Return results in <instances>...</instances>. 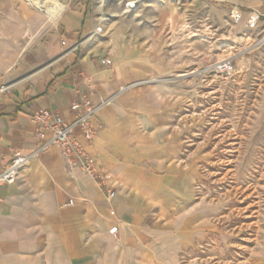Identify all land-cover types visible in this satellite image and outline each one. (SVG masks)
I'll list each match as a JSON object with an SVG mask.
<instances>
[{
    "label": "crops",
    "instance_id": "crops-1",
    "mask_svg": "<svg viewBox=\"0 0 264 264\" xmlns=\"http://www.w3.org/2000/svg\"><path fill=\"white\" fill-rule=\"evenodd\" d=\"M49 22L0 92V170L13 149L35 146L33 111L49 108L67 118L74 101L95 104L120 86L145 81L95 113L98 131L90 142L79 136L111 174L110 201L56 146L24 166L13 183L0 184V264H178L179 253L213 238L224 214L223 202L209 191L195 194L198 145L182 156L175 118L195 92L193 66L167 55L166 39L148 19L101 23L77 2ZM98 24L101 33L84 38Z\"/></svg>",
    "mask_w": 264,
    "mask_h": 264
},
{
    "label": "rangeland",
    "instance_id": "rangeland-1",
    "mask_svg": "<svg viewBox=\"0 0 264 264\" xmlns=\"http://www.w3.org/2000/svg\"><path fill=\"white\" fill-rule=\"evenodd\" d=\"M59 1L86 3L101 23L148 19L166 39L167 55L194 68L195 92L175 118L182 156L198 145L195 194L209 191L224 214L213 238L179 253L178 264H264V44L256 43L264 21L249 29L245 15L229 17L234 5L247 12L264 0H136L130 9L132 0H106L107 19L98 10L103 0ZM50 23L28 0H0V92L14 80L20 54ZM227 56L232 73L215 72L211 65Z\"/></svg>",
    "mask_w": 264,
    "mask_h": 264
},
{
    "label": "built area",
    "instance_id": "built-area-1",
    "mask_svg": "<svg viewBox=\"0 0 264 264\" xmlns=\"http://www.w3.org/2000/svg\"><path fill=\"white\" fill-rule=\"evenodd\" d=\"M135 2L136 0H134V2H127L125 5L130 9L134 6ZM243 13L244 11L238 5H234L230 8L229 17L232 21L237 22L243 19ZM260 21H264V7L249 8L245 15L246 27L254 29L258 26ZM101 31L102 25L98 24L88 31L84 38L91 39L100 34ZM61 42L65 44V41L62 40ZM256 43L264 44V28L256 40ZM76 45L77 43L71 47L74 48ZM103 62L110 64V59L106 58ZM211 68L217 73L229 75L233 71V59L229 56L224 57L214 62ZM144 81H135L120 86L116 92L109 96L99 97L95 104L91 103L88 99L74 101L69 104L71 116L67 118L49 108H41L33 111L29 120L33 126L32 132L33 138L35 139V146L28 152H23L20 149L12 150L9 162L0 170V184L13 183L19 171L24 166L37 158L41 152L46 151L51 146H56L67 164L78 167L82 173L91 176L104 191L106 199L110 201L115 195L111 183V174L97 163L95 157L92 156L80 142L79 136L84 141L90 142L98 131V129L93 126L91 120L95 113L103 106L109 104L120 91L138 85ZM4 87L6 86L1 87V91ZM197 188H199L198 185ZM68 203H72V200L69 199ZM109 213L110 215H114V209L110 208ZM116 231V224L108 229V233L111 235H114Z\"/></svg>",
    "mask_w": 264,
    "mask_h": 264
},
{
    "label": "bare ground",
    "instance_id": "bare-ground-1",
    "mask_svg": "<svg viewBox=\"0 0 264 264\" xmlns=\"http://www.w3.org/2000/svg\"><path fill=\"white\" fill-rule=\"evenodd\" d=\"M28 1L29 4L34 6L35 8L44 10L45 16L48 21L55 20L65 8V4L61 3L59 0H28ZM105 1L106 0H103V3H101L98 6L101 19H107V17L109 16V12L106 8ZM129 2H134V0Z\"/></svg>",
    "mask_w": 264,
    "mask_h": 264
}]
</instances>
